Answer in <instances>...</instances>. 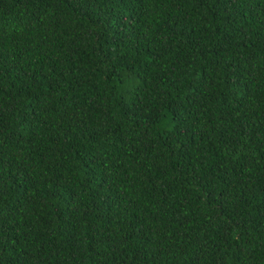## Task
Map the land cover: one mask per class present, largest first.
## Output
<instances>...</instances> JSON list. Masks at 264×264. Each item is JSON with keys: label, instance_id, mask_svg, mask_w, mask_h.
I'll list each match as a JSON object with an SVG mask.
<instances>
[{"label": "trees", "instance_id": "obj_1", "mask_svg": "<svg viewBox=\"0 0 264 264\" xmlns=\"http://www.w3.org/2000/svg\"><path fill=\"white\" fill-rule=\"evenodd\" d=\"M0 264H264V0H0Z\"/></svg>", "mask_w": 264, "mask_h": 264}]
</instances>
